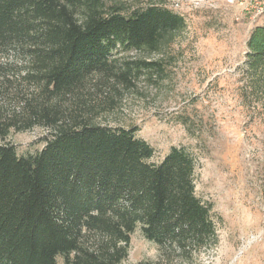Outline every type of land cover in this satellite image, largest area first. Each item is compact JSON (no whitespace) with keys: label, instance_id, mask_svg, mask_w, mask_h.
Masks as SVG:
<instances>
[{"label":"trees","instance_id":"trees-1","mask_svg":"<svg viewBox=\"0 0 264 264\" xmlns=\"http://www.w3.org/2000/svg\"><path fill=\"white\" fill-rule=\"evenodd\" d=\"M184 27L155 3L126 14L106 0H0V139L51 132L34 154L0 142V264H119L137 228L174 252L218 242L195 156L172 146L150 162L137 126L97 121L103 100L155 64L113 52L158 51ZM247 45V77L264 91V25Z\"/></svg>","mask_w":264,"mask_h":264},{"label":"rangeland","instance_id":"rangeland-1","mask_svg":"<svg viewBox=\"0 0 264 264\" xmlns=\"http://www.w3.org/2000/svg\"><path fill=\"white\" fill-rule=\"evenodd\" d=\"M106 1L126 14L155 3L185 19L158 51L113 52L120 64H155L105 97L97 121L137 126L136 136L154 148L150 162L159 163L172 146L193 154L195 192L213 204L218 234L217 243L174 252L137 228L119 264H264V91L253 88L244 68L249 36L264 16L252 19L230 0ZM50 133L36 126L0 142L13 143L19 155L34 154ZM58 264H64L61 256Z\"/></svg>","mask_w":264,"mask_h":264},{"label":"built area","instance_id":"built-area-1","mask_svg":"<svg viewBox=\"0 0 264 264\" xmlns=\"http://www.w3.org/2000/svg\"><path fill=\"white\" fill-rule=\"evenodd\" d=\"M239 5L243 12L252 19L264 16V0H230Z\"/></svg>","mask_w":264,"mask_h":264}]
</instances>
